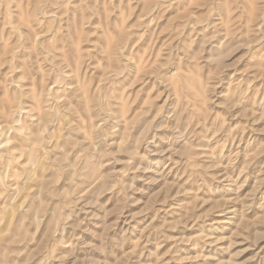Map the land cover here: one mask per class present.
I'll list each match as a JSON object with an SVG mask.
<instances>
[{
  "label": "rangeland",
  "instance_id": "obj_1",
  "mask_svg": "<svg viewBox=\"0 0 264 264\" xmlns=\"http://www.w3.org/2000/svg\"><path fill=\"white\" fill-rule=\"evenodd\" d=\"M0 264H264V0H0Z\"/></svg>",
  "mask_w": 264,
  "mask_h": 264
}]
</instances>
